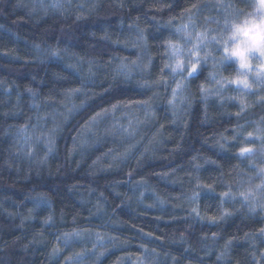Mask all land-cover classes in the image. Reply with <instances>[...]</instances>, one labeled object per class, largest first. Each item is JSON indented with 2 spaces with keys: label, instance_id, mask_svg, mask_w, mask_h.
Here are the masks:
<instances>
[{
  "label": "trees",
  "instance_id": "1",
  "mask_svg": "<svg viewBox=\"0 0 264 264\" xmlns=\"http://www.w3.org/2000/svg\"><path fill=\"white\" fill-rule=\"evenodd\" d=\"M255 11L243 0H0V264H68L90 237L105 242L90 264H264V152L249 143L264 137V84L217 83L248 74L209 42ZM199 33L207 63L193 78L189 61L173 72L169 44L191 48Z\"/></svg>",
  "mask_w": 264,
  "mask_h": 264
},
{
  "label": "snow or ice",
  "instance_id": "2",
  "mask_svg": "<svg viewBox=\"0 0 264 264\" xmlns=\"http://www.w3.org/2000/svg\"><path fill=\"white\" fill-rule=\"evenodd\" d=\"M243 2L251 7H255L256 11L254 13H251L249 15L252 16H258L257 19H245L243 21V24H236L231 23L229 21H225V28L231 32V35L228 37V39H221L217 40L216 37H212L209 42L215 43L219 45L217 48L218 51L222 52L221 60L222 61H233L234 63L239 65V69L242 70L240 75L246 77L247 73L255 71L256 75L258 77H264V0H255V4H249L248 0H243ZM228 7H231L230 5ZM197 8L196 4L192 5L191 9H185V12L190 13L192 9ZM239 15H244L243 9L237 10ZM79 18V17H78ZM186 27V26H184ZM196 42L191 44V48L188 50L189 54V62H188V68H187V78H193L195 77L198 72L200 71V65L201 63H207V57L210 55L209 53H205L204 57L200 56L201 52V45L202 42L205 39H208V37L204 33H199L196 36ZM207 45H204L206 47ZM169 47L173 50V55H178L180 52V48L176 45L169 44ZM53 55H56V53H53ZM255 59L259 61V63L256 65L255 69L251 65V60ZM135 63V62H133ZM165 67H171V65H165ZM127 68L126 65L121 66V71H125ZM175 68L182 69L184 68V64L182 61L177 60L175 67L172 68V71L175 72ZM125 74L127 72L125 71ZM213 79H215V76H213ZM217 83H220L222 86L224 85H243L245 89H250L251 85L248 83L247 79H228V78H222L220 81H217ZM260 83L264 84V79L260 80ZM183 85L181 83L176 84V88L172 90V100L169 101L170 104H172L177 96V90L181 89ZM29 92H31V89H28ZM79 89H71L69 90V95L73 93L79 92ZM201 91H204L203 86H201ZM34 94V93H33ZM254 95H258V93H253ZM260 103H264V96L261 97ZM137 104L141 106H146V101H130L129 104ZM118 105H112V108H117ZM249 107V105L243 104L241 102V111L244 110V108ZM107 111V110H105ZM240 113H237L239 115ZM101 115L100 113H97V116ZM95 119V117L93 118ZM259 131V130H258ZM252 134L249 133V137H251ZM257 139L259 140L261 144V152H264V137H258L254 139H250L249 143L255 144L257 142ZM49 145H51L52 140L49 138L47 141ZM223 147V145H221ZM49 151H51V147H49ZM256 153L253 151L252 148L248 147H242L240 149V156L242 157H250L254 156ZM258 175L264 180V168H259ZM257 191H260L261 193H264V182H262L260 185H256ZM225 196L229 195L228 193H224ZM242 197H244L245 200L254 199L255 198V192H253L251 189H249L248 192H242L240 193ZM262 209H264V203L260 205ZM253 211L255 209H252ZM193 211H196L193 209ZM198 214V213H197ZM227 215V213L225 214ZM49 220H51V217H49ZM47 223V221H46ZM65 239L68 238L69 234H64ZM72 235H80V232L72 233ZM260 235L264 237V228L260 229ZM230 243V242H229ZM58 251L57 249H54V252ZM80 255V254H77ZM72 257L68 258L69 264L72 261Z\"/></svg>",
  "mask_w": 264,
  "mask_h": 264
},
{
  "label": "rangeland",
  "instance_id": "3",
  "mask_svg": "<svg viewBox=\"0 0 264 264\" xmlns=\"http://www.w3.org/2000/svg\"><path fill=\"white\" fill-rule=\"evenodd\" d=\"M207 47H201V52H200V56L202 57L203 53H205ZM190 48H185L182 49L178 55H176L177 58H179L182 62L184 61H189V54H188V50ZM251 65L253 66V68L255 69L256 65L259 63V61L252 59L251 61ZM239 66V65H238ZM242 71V70H240ZM248 77H246L247 81L250 82L254 87H260L262 85V83H260L261 79H264V77H258L256 75L255 71L249 72L247 73ZM239 79H244V78H239ZM240 87H243V85H239ZM40 136L37 135H33L31 137H27L26 140L30 143L31 141L33 143H38L41 139ZM49 140V138L45 139V142H47ZM46 148L48 147L47 144ZM74 237V236H73ZM82 239V237L76 236L74 238H68L66 239V245L73 247L72 243L74 242V239ZM90 242L86 243L83 248L82 251L77 252L72 250L71 252L74 254L73 255V259L70 262V264H90L91 261L93 259H96L97 257H99L100 255V249H102L104 242V238H98V237H90L89 238ZM80 254V255H77ZM69 264V262H67Z\"/></svg>",
  "mask_w": 264,
  "mask_h": 264
},
{
  "label": "clouds",
  "instance_id": "4",
  "mask_svg": "<svg viewBox=\"0 0 264 264\" xmlns=\"http://www.w3.org/2000/svg\"><path fill=\"white\" fill-rule=\"evenodd\" d=\"M177 69H179V68H175V72L177 71ZM51 151H53V149H51ZM51 151H49V152H51Z\"/></svg>",
  "mask_w": 264,
  "mask_h": 264
}]
</instances>
